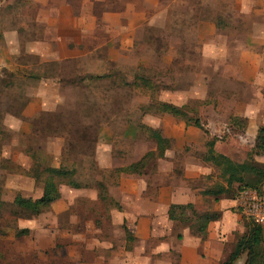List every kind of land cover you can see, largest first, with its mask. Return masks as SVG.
<instances>
[{
	"label": "rangeland",
	"instance_id": "1",
	"mask_svg": "<svg viewBox=\"0 0 264 264\" xmlns=\"http://www.w3.org/2000/svg\"><path fill=\"white\" fill-rule=\"evenodd\" d=\"M13 31L16 74L0 68V264H221L253 217L239 193H209L224 180L204 160L206 141L237 162L253 153L264 0H0V41ZM159 101L183 105L205 130L159 112ZM149 129L165 138L163 156L142 174L120 172L156 151ZM36 163L74 170L79 186L59 179V199L20 217L14 195L42 193ZM137 202L149 210L142 240L125 218ZM174 203L215 213L210 231L169 220Z\"/></svg>",
	"mask_w": 264,
	"mask_h": 264
},
{
	"label": "trees",
	"instance_id": "2",
	"mask_svg": "<svg viewBox=\"0 0 264 264\" xmlns=\"http://www.w3.org/2000/svg\"><path fill=\"white\" fill-rule=\"evenodd\" d=\"M104 76V75H102ZM101 77V76H99ZM135 78L141 80L145 85L149 86V79L142 75H137ZM128 84V83H126ZM159 112L170 113L173 116L180 117L188 123L192 121L193 124L201 129H204L203 124L198 118H191L183 110L184 106H178L170 102L159 101L156 104ZM193 119V120H192ZM205 130V129H204ZM151 137L155 140L156 151L146 152L138 161L132 162L127 166L121 167L118 170L123 173L142 174L147 166L149 159L157 155L163 156L165 152L166 140L156 130L149 129ZM213 138L206 141L207 151L204 160L217 167L219 175L223 178L224 184L209 191L217 200L219 195H229L232 198L236 197L244 189H254L261 196L264 184V164H259L255 160V155H264V125L259 126L254 139L253 153L242 161L237 162L232 160L225 154L219 153L215 150V141ZM31 170V169H30ZM45 174V175H43ZM74 170L65 166H48L40 169V165L34 164L30 172V176L35 181H40L43 176V189L39 197L31 199L15 194L11 203L15 206V214L20 217L36 216L41 212V208L49 205L60 198L59 179L67 178L66 184L72 187H78L79 184L72 176ZM4 201L0 200V206L4 205ZM120 206V205H119ZM188 214V215H187ZM215 213L199 214L191 203L186 204H170L167 209V217L169 220L188 222L189 228L196 235L204 237L207 233V227L210 221L214 220ZM126 233V240H133V233L127 227H124ZM245 256L243 264H264V227L260 222L251 218L246 224V231L239 235L232 249L229 251L221 264H234L242 256Z\"/></svg>",
	"mask_w": 264,
	"mask_h": 264
},
{
	"label": "crops",
	"instance_id": "3",
	"mask_svg": "<svg viewBox=\"0 0 264 264\" xmlns=\"http://www.w3.org/2000/svg\"><path fill=\"white\" fill-rule=\"evenodd\" d=\"M13 28L16 29V25H14ZM11 34L12 35H9L8 33H4L2 35V40L0 41V68L7 67L10 70H12L14 72V74H16V46L18 45V40H16V34L14 33V31L11 32ZM44 38H47V37H44ZM14 126L16 127V119L14 120ZM160 190H161V193L164 194L165 187H161ZM166 191H168V190H166ZM142 202H144L145 204L147 202L150 203L148 198H144V200ZM132 205L136 206V208H134V210L130 209V211L126 210L125 218L128 222V224L126 223V225L130 228L131 232H134L135 238H137L138 240H140V239L142 240L146 236L149 235V231H148V228H149V226H148L149 225V213L148 212H149V210L145 209L142 206L143 204L141 205L138 202L133 203ZM167 209H168V206H167ZM214 209L219 210V211L221 210V208L218 209V205H216L214 207ZM134 221L136 223H133ZM221 222L222 221H220V223ZM216 224H217V226L215 229L219 230L220 225H218L219 224L218 222ZM126 225H124V226H126ZM143 230H144V232H143ZM208 231H210L209 227H208ZM220 232L224 233L222 228H220Z\"/></svg>",
	"mask_w": 264,
	"mask_h": 264
},
{
	"label": "built area",
	"instance_id": "4",
	"mask_svg": "<svg viewBox=\"0 0 264 264\" xmlns=\"http://www.w3.org/2000/svg\"><path fill=\"white\" fill-rule=\"evenodd\" d=\"M237 203L243 211L253 217L257 222L264 218V202L253 189H244L239 193Z\"/></svg>",
	"mask_w": 264,
	"mask_h": 264
}]
</instances>
